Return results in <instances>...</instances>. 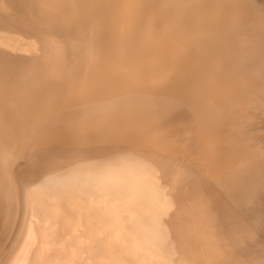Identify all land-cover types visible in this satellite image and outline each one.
I'll list each match as a JSON object with an SVG mask.
<instances>
[{
  "label": "bare ground",
  "instance_id": "obj_1",
  "mask_svg": "<svg viewBox=\"0 0 264 264\" xmlns=\"http://www.w3.org/2000/svg\"><path fill=\"white\" fill-rule=\"evenodd\" d=\"M258 13L0 0V264H264Z\"/></svg>",
  "mask_w": 264,
  "mask_h": 264
},
{
  "label": "rangeland",
  "instance_id": "obj_2",
  "mask_svg": "<svg viewBox=\"0 0 264 264\" xmlns=\"http://www.w3.org/2000/svg\"><path fill=\"white\" fill-rule=\"evenodd\" d=\"M247 1L250 2V6L253 9H257L259 11H264L263 5L261 4L262 0L261 1L260 0H256L257 2L255 0H253V1L252 0H247ZM252 16H253V14L251 15V18L253 20V21L251 20L253 28L254 27H258L259 28V27H262L264 25V13H260V14L258 13V15H254L253 17ZM261 81H263V83H261ZM256 82H259L261 84L256 83ZM256 82H254L253 87H252L253 96H254V99H255L253 106H254L255 110L259 108L257 110L258 116H256L255 121L257 122V124H259V123L261 124V126L259 125L260 128H261L260 132L261 133L263 132V134H261L260 135L261 137H259V138H261V139L263 138L262 140L264 141V77H259L258 81H256ZM62 132H64V131H62ZM249 135L250 134L246 133V134H243L241 136L243 142L246 143V144H248V143L250 144V142H251V138L248 137ZM257 137H255V138L259 139ZM262 140L260 141V139H259V143H262ZM64 142H67V141H64ZM64 142H63V146L66 144ZM67 143H68V146L69 145L71 146V144H69V142H67ZM71 149L73 150V148H71ZM70 171H74V170H70ZM76 171L79 172V173H83L84 171H93V172L97 173V176L95 178L93 177V175H90V177H89L90 183L88 185H90L91 187H97L99 182L102 181L103 179H107V176H108V170H75L74 173ZM5 182H6V186H8V187H5V191L7 193H11V189L13 191L14 186H15V184L13 185L14 179L11 180V181H4L1 184L5 185ZM99 188H101V187H99ZM99 192H101L103 194V191H99ZM12 194H14V193H12ZM12 197H14V196H12ZM12 202L13 203H11V205H12L11 207H12V210H14L15 207H16V199H13Z\"/></svg>",
  "mask_w": 264,
  "mask_h": 264
}]
</instances>
